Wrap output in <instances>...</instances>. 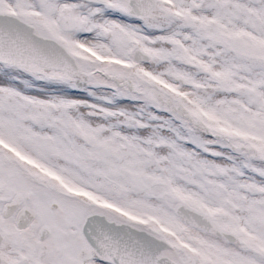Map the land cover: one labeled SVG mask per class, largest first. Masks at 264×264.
I'll list each match as a JSON object with an SVG mask.
<instances>
[{
	"label": "snow or ice",
	"instance_id": "obj_1",
	"mask_svg": "<svg viewBox=\"0 0 264 264\" xmlns=\"http://www.w3.org/2000/svg\"><path fill=\"white\" fill-rule=\"evenodd\" d=\"M0 264H264V0H0Z\"/></svg>",
	"mask_w": 264,
	"mask_h": 264
}]
</instances>
